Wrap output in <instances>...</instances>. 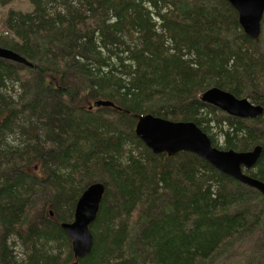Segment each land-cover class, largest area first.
Segmentation results:
<instances>
[{
  "label": "trees",
  "instance_id": "obj_1",
  "mask_svg": "<svg viewBox=\"0 0 264 264\" xmlns=\"http://www.w3.org/2000/svg\"><path fill=\"white\" fill-rule=\"evenodd\" d=\"M27 1L30 11L8 10L0 22V48L29 64L0 59L2 219L19 221L24 206L36 203L40 217L27 212L18 233L67 245L68 262L70 243L60 224L71 221L83 190L100 183L91 250L77 264H88L95 251L120 255L127 249L122 223L93 233L104 222L105 199L121 210L138 205L148 216L138 239L159 264H189L210 252L230 230L226 214L212 213L207 203L218 172L189 153L152 154L133 128L138 116L166 119V112L197 125L193 113L207 107L199 96L207 79L215 87L239 79L256 87L253 71L264 62L258 42L231 51V37L209 44L201 24L224 28L237 21L222 0ZM10 2L0 0V6ZM180 4L184 13L177 12ZM157 95L169 99L155 102ZM98 100L113 107L87 110Z\"/></svg>",
  "mask_w": 264,
  "mask_h": 264
},
{
  "label": "rangeland",
  "instance_id": "obj_2",
  "mask_svg": "<svg viewBox=\"0 0 264 264\" xmlns=\"http://www.w3.org/2000/svg\"><path fill=\"white\" fill-rule=\"evenodd\" d=\"M30 9L27 0H12L6 6H0V22L3 21L8 10L25 13ZM219 9L221 8H217L218 12ZM184 11V7L180 4L177 7V12L184 13ZM166 12L169 13V10H166ZM149 17L153 20L152 14ZM201 26L204 36L213 47L224 42V39L231 37L234 41L229 44V51L236 46L248 50L251 47L249 41H253L258 42L259 51L264 52V13L257 41L246 37L249 39L247 42L237 21L235 24H228L224 28H216L208 21L201 24ZM261 62V64L256 65V69H254L256 71H253L255 75L252 83L256 87L241 81V79L236 82L222 80L220 86L215 87L214 81L207 79V87L200 93V97L206 90L217 88L237 99H245L251 105L261 106L263 109L262 114L257 117L253 124L250 122L243 123L245 126L252 125L253 127L242 133H238L232 126H227L224 121H227L228 117L219 110L212 107L209 110L208 105L206 108L197 109L193 113L194 118L198 120L196 126L207 136L214 148L245 152L258 145L264 149V100L261 104L254 99H261L259 96L264 99V78L259 73L264 72V62ZM237 67L238 65L235 66V69ZM239 72L240 68H237V73ZM167 98L169 99L168 95L154 97L155 102ZM165 108L169 109L168 107ZM173 114L166 112L165 120L184 121L181 120L182 116H173ZM190 115V113L184 114L186 117ZM227 136L232 139V142L229 141ZM226 137L227 144L225 142ZM242 170L244 176L258 179L259 182L264 183V151L262 150L261 156L251 168ZM203 174L209 176L207 171ZM198 175H202V172H198ZM215 179V182L207 190V203L212 213L226 214V224L230 230L226 236L216 243L210 252L205 254L206 256L196 258L189 264H264V199L258 196L251 187L233 178L231 179L225 174L218 173ZM111 192L109 189L108 193ZM104 203L106 204L103 207L104 222H98L93 233H99L103 228H107L109 231L115 230L122 223L127 249L120 255L116 252L98 253L95 251L88 260V264H117L120 260H124L125 264H159L154 254L149 252V257L145 255V252L148 251L147 246L138 239V227L148 219V216L140 213V207L136 205L129 210H121L119 208L121 206L113 204L110 199H105ZM24 207L25 212L19 216V221L7 223L0 216V264H42L41 260L47 257L53 258L51 264H71L75 262L73 257L68 262L64 260L68 250L67 245L49 240H36V238L30 237L25 240L20 236L17 231L21 227L20 219L25 217L27 212H30L29 218L31 219L40 217V209L37 208L36 203L27 204ZM45 214H47L46 210H44ZM49 217H52V213H49ZM71 222L72 219L68 224ZM69 249L71 252L70 244Z\"/></svg>",
  "mask_w": 264,
  "mask_h": 264
},
{
  "label": "water",
  "instance_id": "obj_3",
  "mask_svg": "<svg viewBox=\"0 0 264 264\" xmlns=\"http://www.w3.org/2000/svg\"><path fill=\"white\" fill-rule=\"evenodd\" d=\"M236 13L237 24L243 35L257 41L264 13V0H222ZM0 59L23 66L27 61L17 54L0 48ZM200 101L218 109L227 116L253 119L263 111L261 106L251 105L245 99H237L229 93L210 88L202 93ZM113 107L109 101H94L88 107ZM134 135L154 155L168 157L181 152L189 153L206 162L217 172L246 184L264 199V183L243 175L242 169L251 168L262 152V147L255 145L245 152L219 150L214 148L207 136L190 121H170L144 114L136 118ZM104 187L100 183L88 185L76 200L71 223L60 224V228L70 241L72 257L77 260L89 254L92 237L89 227L95 220Z\"/></svg>",
  "mask_w": 264,
  "mask_h": 264
},
{
  "label": "flooded vegetation",
  "instance_id": "obj_4",
  "mask_svg": "<svg viewBox=\"0 0 264 264\" xmlns=\"http://www.w3.org/2000/svg\"><path fill=\"white\" fill-rule=\"evenodd\" d=\"M261 99H258V98H254L255 100H257L259 103H263L262 102V100H264L263 98H262V96H259ZM213 108V107H212ZM262 114V113H261ZM260 114V115H261ZM259 115V116H260ZM258 116V117H259ZM228 118H227V121H224L225 123H227V125H228V123L229 124H233V125H235V123H236V125L235 126H232V128L233 129H235V130H237V132L238 133H242V132H244V131H249L253 126L252 125H250V126H245L243 123L244 122H250L251 124H253V122L254 121H256V119L257 118H253V119H243V118H237V117H231V116H227ZM230 127V126H229ZM229 138V141L230 142H232V139L230 138V137H228ZM261 156V154L259 155V157ZM258 157V158H259ZM258 160V159H257ZM254 180H256V181H259L258 179H254Z\"/></svg>",
  "mask_w": 264,
  "mask_h": 264
}]
</instances>
